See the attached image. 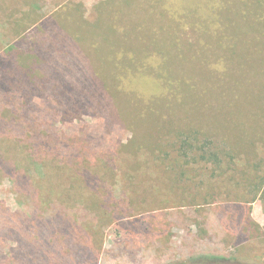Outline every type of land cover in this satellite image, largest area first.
<instances>
[{"label":"trees","instance_id":"obj_1","mask_svg":"<svg viewBox=\"0 0 264 264\" xmlns=\"http://www.w3.org/2000/svg\"><path fill=\"white\" fill-rule=\"evenodd\" d=\"M39 1L28 3L29 14L43 18L31 31L24 26V34H15V43L0 54V87L15 89L24 106L38 91L48 93L61 124L88 117L104 120L110 133L123 130L130 138L122 147L133 158L145 153L163 165L184 158L221 164L220 154L209 147L214 144L204 132L209 128L187 121L200 119V102L218 89L201 90L202 75L211 71L204 48L225 50L222 67L238 65L245 72L230 91L258 77L264 85V0H181L183 6L176 0H151L179 8L169 5L157 13L141 7L136 18L126 15V8H140L133 5L137 0H104L94 6L95 21L82 5L55 8L46 16ZM182 67L190 71L188 77L179 72ZM240 95L229 101L247 112ZM255 97L259 119L254 120L255 134L246 138L248 149L264 141V90ZM184 114L191 117L180 121ZM25 124L24 138L0 134V182H9L18 196L16 212L0 206V251L8 247L0 264L98 263L106 227L125 219L115 216L121 213L114 210L111 196L115 179L109 175H115L107 164L91 161L83 137L42 129L38 118L27 117ZM10 242L15 243L11 248ZM197 259L227 262L215 255Z\"/></svg>","mask_w":264,"mask_h":264},{"label":"rangeland","instance_id":"obj_2","mask_svg":"<svg viewBox=\"0 0 264 264\" xmlns=\"http://www.w3.org/2000/svg\"><path fill=\"white\" fill-rule=\"evenodd\" d=\"M31 1L0 0V54L5 53V46L15 43V34H24V26L31 31L37 20L43 18L36 13L29 14L28 3ZM102 1L40 0L37 4L46 16L55 12V8L82 5L88 19L95 21L99 15L94 6ZM180 1L175 3L183 6ZM213 1L223 4L222 0ZM133 5L140 7L126 8V15L133 18L141 14V7L157 13L169 5L179 8L171 4H154L151 0H137ZM200 34L198 36L204 41L205 37ZM206 48L207 67L213 72L210 71L208 77L202 75L201 90L218 89L214 96L208 94L200 102V119L187 121L209 128L204 132L214 142L209 144L210 149L220 154L219 165L188 158L181 163L163 162L166 164L163 165L145 153L133 158L122 147L130 138L123 130L115 128L110 133L104 120L88 117L82 122L61 124V114L48 93L38 91L32 104L24 106L23 97L15 89L0 87V134L12 133L15 138H24L28 128L24 119L38 118L42 129L83 137L90 148L91 161L96 165L107 164L115 175H109L115 179L116 191L111 193L114 210L121 212L115 216L123 215L125 219L106 227L101 257L96 264H205L195 262L201 255L225 257L227 262L219 264H242V260L264 264V141L257 140L256 146L248 149L246 139L255 134L254 120L258 118L256 109L260 106L254 100L255 92L261 94L264 85L258 77L253 81H242L244 87H239L238 91L241 95L230 91L235 78H242L245 72L241 73L239 66L232 64L224 69L221 58L225 50ZM204 64L202 60L200 76L204 73ZM179 72L187 77L190 73L183 67ZM236 93L247 103V112H240L229 101ZM24 108L28 109L27 115ZM190 117L184 114L180 121ZM240 136H244L243 142H239ZM17 197L11 193L9 182H0V206L4 204L11 213L16 212ZM4 215L8 216L6 212ZM3 220L4 216L0 215V222ZM12 242L8 244L10 248L15 244ZM4 253H8V247L4 252L0 251V254Z\"/></svg>","mask_w":264,"mask_h":264}]
</instances>
